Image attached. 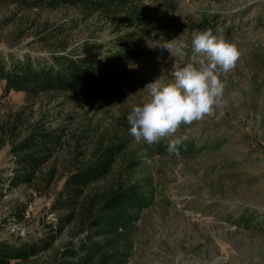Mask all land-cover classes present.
Segmentation results:
<instances>
[{
	"label": "rangeland",
	"instance_id": "rangeland-1",
	"mask_svg": "<svg viewBox=\"0 0 264 264\" xmlns=\"http://www.w3.org/2000/svg\"><path fill=\"white\" fill-rule=\"evenodd\" d=\"M126 5L115 14L87 16L70 6L0 1V57H77L86 43L115 46L119 37L136 38L135 56L116 82L91 97L6 91L0 80V241L32 244L56 234L49 247L8 264L62 262L65 249L77 247L91 231L103 200L130 186L139 188L145 202L120 228L118 264H264V0ZM218 26L241 52L236 66L221 74L222 104L159 143L136 142L127 114L150 99L145 85L156 78L171 83L173 71L198 65L191 34ZM172 39L188 43L184 55L171 57L154 47ZM36 126L51 135L52 157L31 185H10L17 166L12 146ZM180 137H187L182 144L192 145L191 151L169 153V141ZM114 146L123 149L110 172L59 208L68 177ZM49 170L56 174L46 186Z\"/></svg>",
	"mask_w": 264,
	"mask_h": 264
},
{
	"label": "trees",
	"instance_id": "trees-1",
	"mask_svg": "<svg viewBox=\"0 0 264 264\" xmlns=\"http://www.w3.org/2000/svg\"><path fill=\"white\" fill-rule=\"evenodd\" d=\"M13 2L26 7L46 5L50 8L70 6L87 16L109 15V13L125 10L136 0H0ZM130 3V4H129ZM135 5V4H134ZM129 10L136 13L135 8ZM116 24L115 27H120ZM136 38L132 36L119 37L115 46L86 43L85 54L72 57L69 54H58L49 60L39 58L0 57V80L5 82L6 91H64L78 97H91L99 91L108 90L117 80L120 68L135 56ZM97 49V54H91ZM0 129H3L2 127ZM12 130V128H11ZM53 142L51 135L38 127H32L28 133L12 146L16 155V169L13 176L7 179L10 185H31L36 173L52 157L49 144ZM192 145H180L179 151H191ZM122 147L106 148L100 157L90 164L79 168L71 174L65 184L64 198L60 192L59 208L72 204L75 196L91 183L105 177L111 170ZM55 170L46 173V183L50 185L55 177ZM145 199L136 186L112 192L103 200L97 214L90 222L91 231L80 241L77 247L67 248L63 252V261L58 264H118L120 262L116 243L121 239L119 232L122 225L133 218V210L144 205ZM64 223L57 227V232L63 230ZM56 234L47 240L34 243L14 244L0 241V264H8L14 258H27L34 255L38 249L49 247Z\"/></svg>",
	"mask_w": 264,
	"mask_h": 264
},
{
	"label": "clouds",
	"instance_id": "clouds-1",
	"mask_svg": "<svg viewBox=\"0 0 264 264\" xmlns=\"http://www.w3.org/2000/svg\"><path fill=\"white\" fill-rule=\"evenodd\" d=\"M171 57L184 55L188 43L175 39L156 44ZM191 51L201 57L198 65L187 64L171 73V83L157 78L147 83L149 100L132 106L127 114L130 135L136 142L148 145L174 136L177 129L210 115L220 106L224 95L222 73L232 70L241 56L240 50L224 36V29L194 31L191 34ZM187 137L169 141L167 151L178 153Z\"/></svg>",
	"mask_w": 264,
	"mask_h": 264
}]
</instances>
